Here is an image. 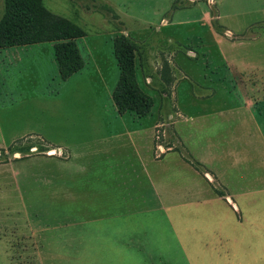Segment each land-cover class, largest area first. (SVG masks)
Here are the masks:
<instances>
[{
    "label": "rangeland",
    "instance_id": "obj_1",
    "mask_svg": "<svg viewBox=\"0 0 264 264\" xmlns=\"http://www.w3.org/2000/svg\"><path fill=\"white\" fill-rule=\"evenodd\" d=\"M24 1L31 6L37 3L45 11L43 19L30 18L37 38L71 37L76 46L77 40L87 37V44H94L99 61L107 64L102 69L111 75L110 41L121 57L131 58L129 88L149 98L151 108L145 116H154L156 121L154 156L158 160L169 151L187 153V147H192L191 140L185 141L186 126L182 125L183 150L173 148L176 121L183 119L174 107L176 92L184 111L188 100L203 99L222 108L240 98L264 134V0ZM10 5L11 0H0V44L6 42L1 32L3 26L14 22L30 27L27 20L10 16ZM223 55L228 62L221 59ZM223 74L226 77L223 83L238 88L237 94L230 89L224 95L212 92L222 85L217 81ZM74 86L79 90L77 96L82 97L87 89L85 80ZM27 104L33 111L31 104L37 107L41 102L14 104L13 122L29 118L34 124L42 117L44 105L30 112ZM85 106L88 102H70L58 108L56 105L53 113L51 104L49 116L45 115L49 134L57 137L63 129L57 114L61 113L62 119V114L75 110L81 113ZM210 120L204 135L211 138L209 146L215 142L213 129L217 128L218 138L228 136L232 130L225 124L218 128L219 119ZM23 127L20 124L6 127L2 137L9 140L13 137L11 133ZM75 137L80 140L77 134ZM202 142L206 147L207 141ZM260 157L254 156L258 173L264 169V158ZM69 161L67 154L60 153L53 144L30 136L0 148V264H174L173 248L172 252L166 248L173 245L155 243L157 224L137 219L173 217L175 199L193 196L185 185L177 192L172 191V163L170 170L161 176L163 183L155 190H151L152 186L147 190V185L129 184L130 189L121 190L123 193L114 186L112 189L116 190L105 195L101 191H73L72 183L67 187L70 190L62 189L65 185L59 183L60 174L62 182H70L75 176L74 169L66 165ZM245 164L243 159L242 167ZM204 178L211 185V190L204 192L208 197L233 199L229 191L233 185ZM261 178L264 179V174ZM138 190H143L139 195L145 202L156 205L129 206L123 213L121 207L104 205L105 200L114 203L124 198L137 200ZM119 215L131 216L130 221L120 223Z\"/></svg>",
    "mask_w": 264,
    "mask_h": 264
},
{
    "label": "crops",
    "instance_id": "obj_2",
    "mask_svg": "<svg viewBox=\"0 0 264 264\" xmlns=\"http://www.w3.org/2000/svg\"><path fill=\"white\" fill-rule=\"evenodd\" d=\"M220 16L219 11V19ZM75 43L83 67L64 80L55 59L56 42L0 48V148H7L28 136L53 144L60 153H66L70 158L66 165L74 169L75 174L70 182H62L60 174L59 183L65 185L62 189L101 191L105 195L116 190L112 189L114 186L123 193L121 190L130 189L129 184H136L137 187L147 185V190L152 186L151 190H155L159 183H163L161 176L170 170L172 163V191L177 192L185 185L193 196L185 200L175 199L173 217H165L164 220L158 217L154 221L146 216L137 219L138 222L147 220L157 224L154 227L155 243L173 245L166 247L170 252L173 248V263L264 264V179L261 178L264 169L258 173L259 168L254 160L257 155L264 158L259 153L264 154V134L241 99L235 98L237 102L231 101L222 108L205 103L203 99L188 100L184 111L178 101L179 92H176L174 107L183 119L176 121L178 128L173 131V148L183 147L180 135L182 125L186 126L185 141L191 140L192 147H187V153L169 151L158 160L154 156V116L120 113L113 101V92L120 76L114 42L110 41L112 75L102 69V65L107 64L99 61L94 44H87V37H81ZM222 57L228 62L226 55ZM223 78L226 79L224 74L218 77L217 82L222 85L214 87L216 91L213 93L224 95L229 89L232 94L240 91L226 86ZM80 80H85L87 86L86 91L82 90V97L77 96L79 90L76 91L74 86ZM37 101L41 104L37 107L31 104L33 111L27 104L30 112L44 105L42 117L36 123H30L29 118L18 120L17 117L13 122L14 104ZM77 101L83 104L88 102V106L81 113L75 110L67 115L62 114V119L61 113L57 114L58 123L62 121L63 129L61 133L58 131L57 137L49 134L45 115L49 116L50 105H53L52 111L56 113V105L58 108V105L68 106L70 102ZM210 119L221 121L216 125L218 128L225 124L232 130L228 136L218 138L217 128L213 129L215 142L209 146L211 138L204 135ZM17 124L25 127L11 133L13 137L5 141V137H2L5 135L4 128ZM76 134L80 136L78 141ZM204 139L207 141L206 147L202 146ZM199 147L201 149L198 150ZM243 159L245 167H242ZM70 171H67L68 174ZM204 176L212 182L233 185L229 190L233 192V199L225 201L204 194L211 190L210 182ZM70 183L73 186L67 188ZM142 191H136L137 200L124 198L116 203L105 200L104 205L121 207V213L129 206L140 208L156 205V202H145L139 195ZM119 216L122 217L120 223L130 221L131 216ZM107 219L108 216L106 222L109 221Z\"/></svg>",
    "mask_w": 264,
    "mask_h": 264
},
{
    "label": "trees",
    "instance_id": "obj_3",
    "mask_svg": "<svg viewBox=\"0 0 264 264\" xmlns=\"http://www.w3.org/2000/svg\"><path fill=\"white\" fill-rule=\"evenodd\" d=\"M10 13V16L15 20H27V24H29L30 27L18 26L17 23L14 22H11L10 26H3L1 32L6 42L1 43L0 48L31 45L40 42H60L59 44L56 43L54 51L61 78L63 80L67 79L82 69L83 60L74 42L71 40L73 38H37L38 35L35 31V26H33L30 18H35L37 20L44 18L45 11L41 9L39 4L36 3V5L31 6L25 4L24 0H11ZM114 52L120 69L119 81L113 92V101L118 111L120 113L133 112L139 116L147 115L151 108L149 98L138 93L136 89L129 88V78L131 77L133 67L131 58L128 57L125 59V57H121L118 49H115V45Z\"/></svg>",
    "mask_w": 264,
    "mask_h": 264
}]
</instances>
